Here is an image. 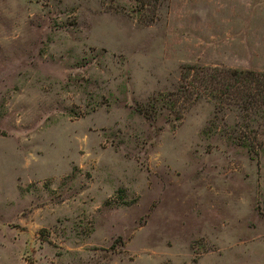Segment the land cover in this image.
Segmentation results:
<instances>
[{"label":"rangeland","instance_id":"rangeland-1","mask_svg":"<svg viewBox=\"0 0 264 264\" xmlns=\"http://www.w3.org/2000/svg\"><path fill=\"white\" fill-rule=\"evenodd\" d=\"M137 10L0 0V264H264V119L186 69L264 74V0Z\"/></svg>","mask_w":264,"mask_h":264},{"label":"trees","instance_id":"trees-1","mask_svg":"<svg viewBox=\"0 0 264 264\" xmlns=\"http://www.w3.org/2000/svg\"><path fill=\"white\" fill-rule=\"evenodd\" d=\"M138 8V12L146 11L151 17L145 19V23H152L156 8L160 0H132ZM136 11V13H138ZM188 71L193 69L199 73L202 84V90L208 93V96L217 105H236L240 111L248 112L251 116H259L264 119V74L251 71L228 70V69H204V68H186ZM197 73V74H198ZM185 76L184 78H186ZM183 79V78H182ZM190 88V90H188ZM197 88L185 84L180 86L179 90L168 97H182L181 94L191 96ZM162 97V96H161ZM177 99V98H176ZM161 100V99H160ZM159 100V101H160ZM155 102V101H154ZM163 102V101H162ZM168 102V100H167ZM214 104V105H215ZM221 108V107H220ZM244 148L249 154H255L254 146L250 143L240 142L237 144Z\"/></svg>","mask_w":264,"mask_h":264}]
</instances>
